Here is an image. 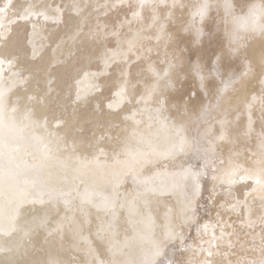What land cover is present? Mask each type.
<instances>
[{"label":"bare ground","instance_id":"1","mask_svg":"<svg viewBox=\"0 0 264 264\" xmlns=\"http://www.w3.org/2000/svg\"><path fill=\"white\" fill-rule=\"evenodd\" d=\"M206 6L205 24L209 23L210 15L221 25L227 19L229 27L264 26V0H250L244 10L237 0H0L3 26L0 31L8 35V40L0 43H5L9 53L6 61L16 57L11 65L5 63L0 74V152L14 163L21 157L31 160L32 155L27 153L38 155L31 146L38 137L57 148L55 138L50 135L56 132L58 137H63L61 150L67 146L71 151L75 145L80 157L91 159L99 143L107 153L104 162H111L125 139V122L103 109L107 91L104 95H89L85 103H73L77 88L88 91L91 77L81 79L82 74L95 73L104 82L103 70L110 73L108 81H119L122 73L130 70L128 90L133 103L126 105L125 110L136 108V96L155 82L148 71L149 65L162 73L173 49L182 47L169 44L166 54L164 47L153 39L160 26L163 24L167 33L175 34L181 22L187 26L192 15L204 11ZM33 48L39 59L30 58ZM108 57H113L110 68L104 64ZM206 75L205 86L215 92L223 86L221 80L236 79L239 72L229 77L221 68V80ZM49 78L55 81L50 92ZM24 80L27 82L22 83ZM192 86L191 79H173L172 86L166 90L174 95L176 90L183 92ZM159 87L164 91L166 81H160ZM254 91L259 93V85ZM39 97H43L42 103ZM97 103L101 105L99 110ZM232 103L238 101L233 99ZM240 109L246 111L243 103ZM252 116L254 131L245 143L235 147L239 164L249 170L256 167L253 154L258 149V138L264 135V107L254 105ZM57 120L65 122L58 129L54 127ZM245 121L246 115H242L240 124L243 126ZM100 137L104 139L101 141ZM224 149L230 152L231 146L224 145ZM114 171L92 165L85 170L84 178L111 192L107 179ZM160 179L157 177V181ZM172 182L169 178V184ZM203 183L202 192L197 189L193 193L189 187L186 193L191 201L187 219L178 215L175 220H164L161 214L152 226V239L158 244L155 264L167 259L173 249L185 264H264V199L261 198L264 192L260 186L252 180L220 184L212 179L211 173ZM128 188L130 181L120 190L121 194ZM220 190L226 191L231 201L216 207L220 203ZM26 195L23 177L18 178L11 170L0 172V217H3L0 264H93L96 253L101 257L106 255V245L97 238V228L112 222L118 225L121 239L124 229L129 228L126 213L119 208L118 218L107 217L103 210L81 205L77 200L73 205V227L49 235L48 230L38 226L39 219L47 214L51 229L65 214L64 207L51 204L40 207L30 198L25 199ZM178 196L179 192L167 197L166 202L179 208ZM205 197L208 202L204 205ZM169 224L176 233L171 239L165 235ZM82 240L86 242L81 243ZM148 251L149 246L143 245L141 255Z\"/></svg>","mask_w":264,"mask_h":264},{"label":"snow or ice","instance_id":"2","mask_svg":"<svg viewBox=\"0 0 264 264\" xmlns=\"http://www.w3.org/2000/svg\"><path fill=\"white\" fill-rule=\"evenodd\" d=\"M249 2L237 0L241 10L246 9ZM206 9L207 6L204 11L194 13L187 26L181 22L175 34L167 33L163 24L160 26L153 39L158 46L164 47L166 54L169 44L182 47L173 49V54L164 62L162 73L149 65L148 71L155 82L136 96V108L125 110L126 105L133 103L128 90L130 70L122 73L119 81H108L106 78L110 73L103 70L104 82L95 73L82 74L81 79L91 77L88 91L77 88L73 103H85L89 95H104L107 91L103 109L125 122V139L111 162H104L107 161V153L99 143L91 159L80 157L75 145L71 151L67 146L61 150L59 144L63 137H58L56 132L50 135L55 138L57 148L53 149L51 142L38 137L31 145L38 155L27 153L32 155L31 160L21 157L18 163H14L0 152V172L11 170L18 178L23 177L27 187L25 199L30 198L40 207L49 204L64 207L65 214L51 229H48L51 218L47 214L39 219L38 226L48 230L49 235L60 234L66 227H73V205L77 200L81 205L103 210L107 217L118 218V208L126 213L130 231L129 228L124 229L123 239L118 225L112 222H105L97 228L96 235L106 245V255L101 257L96 253L93 264H155L158 244L152 239V226L161 214L164 220H175L178 215L187 219L191 201L186 193L189 187L193 193L197 189L202 192L203 180L210 173L212 179L220 184L235 185L252 180L264 192V135L258 138V149L253 154L256 157L254 169L242 168L238 162L239 152L235 150L254 131L253 106L264 107V26L253 24L250 29L229 27L227 19L221 25L210 15L207 16L209 23L205 24ZM7 31L10 35V30ZM7 40L5 31H0V41ZM8 54L5 43H0V74L5 70V63L11 65L16 59L13 57L6 61ZM30 58L39 59L34 48ZM112 62L113 57L106 58L105 67L110 68ZM221 68L229 77L236 72L239 75L236 79L221 80ZM206 72L215 75L223 86L210 92L205 86ZM173 79H191L193 86L169 95L166 89L172 86ZM160 81H166L164 91L159 87ZM54 82L49 78V92ZM257 85L258 94L254 91ZM38 99L43 102V97ZM233 99L238 103L234 105ZM240 103L246 111H241ZM96 108H101L100 103ZM242 115H246L243 126L240 124ZM64 123L57 120L54 127L58 129ZM224 145L231 146L227 163L222 152ZM92 165L101 170H116L107 179L111 192L84 178L85 170ZM157 177L161 179L157 181ZM169 178L173 181L171 184ZM129 181L131 188L125 189L122 195L120 190ZM178 192L179 208L170 206L166 202L167 197ZM2 221L3 217H0ZM165 235L169 239L176 235L171 224ZM145 244L149 251L141 255Z\"/></svg>","mask_w":264,"mask_h":264},{"label":"rangeland","instance_id":"3","mask_svg":"<svg viewBox=\"0 0 264 264\" xmlns=\"http://www.w3.org/2000/svg\"><path fill=\"white\" fill-rule=\"evenodd\" d=\"M214 15H215V14H214ZM206 74H208V73L206 72ZM211 76H212L213 78L217 79L215 75H211ZM105 94H106V96L108 95V93H105ZM222 151H223V157H224V159H225V162L227 163V159H228V158H226V157H228L229 152H227L225 149H224V150L222 149ZM217 167L219 168L220 166L217 165ZM222 192H223L224 194H223ZM223 197H224L225 199H224ZM218 199H219L220 203L217 204L216 207H220L221 204L226 205L228 202L231 201L230 198H229V196L226 194V191H224V190H220V192L218 193ZM203 200H204L203 203H204V205H205V204L208 202V201H207L208 198L205 197ZM226 202H227V203H226ZM199 210H200V212H199ZM198 212H199V214H198V218L201 219V218L203 217V215H202V212H201L200 205L198 206ZM214 216H215V213L213 214V217H214ZM251 242H252V241H251ZM252 243H253V242H252ZM263 243H264V242H263ZM250 247H252V246H249L248 248H250ZM173 251H176V252L173 253ZM173 251L170 250L167 259H164V260H162V261H158L157 264H185L186 261H184L183 258L181 259V258H179V256H177V252H178V251H177L176 249H173ZM175 254H176V255H175ZM174 256H175V257H174ZM172 258H173V260H172ZM179 259H180V260H179Z\"/></svg>","mask_w":264,"mask_h":264}]
</instances>
